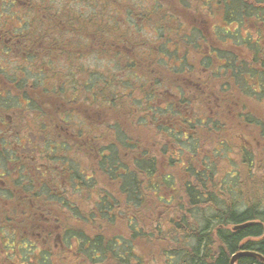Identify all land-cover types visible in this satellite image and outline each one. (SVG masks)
Listing matches in <instances>:
<instances>
[{"label": "trees", "instance_id": "16d2710c", "mask_svg": "<svg viewBox=\"0 0 264 264\" xmlns=\"http://www.w3.org/2000/svg\"><path fill=\"white\" fill-rule=\"evenodd\" d=\"M41 1L60 13L79 5L106 11L104 0ZM179 1L142 14L147 22L158 18L156 31L174 33V49L159 33L157 59L128 22L135 23L129 1L114 5L125 22L117 13L95 22L85 10L50 29L60 35L42 38L46 69L35 73L57 76L50 86L26 84L35 66L24 58V129L43 139L37 155L46 164L40 170L37 157L24 166V213H72L62 224L64 241L82 238L80 250L94 264H231L240 251L264 256V0H190L208 30L186 14L178 20ZM108 28L113 43L102 45ZM77 30L99 41L98 55L118 45L136 50L118 53L125 57L116 56V70L85 66L78 70L88 78L71 82L75 72L53 64L74 57ZM27 89L55 103L70 91L66 97L85 111L58 114L48 101H31ZM145 242L157 251L143 249ZM237 264L263 262L249 256Z\"/></svg>", "mask_w": 264, "mask_h": 264}, {"label": "flooded vegetation", "instance_id": "af4514ba", "mask_svg": "<svg viewBox=\"0 0 264 264\" xmlns=\"http://www.w3.org/2000/svg\"><path fill=\"white\" fill-rule=\"evenodd\" d=\"M108 2L101 4L107 6ZM55 8L41 0H0V264H80L82 260L94 264L80 250L82 238L64 241L62 224L74 219L72 213H24V105L28 103L24 98V58L32 57L30 63L36 68L48 55L43 51L46 38L29 31L38 30L35 21L28 19L30 25L25 29L24 12H42L44 16ZM51 18L40 21L43 30L48 24V29L60 28V19ZM41 166L40 170H46L45 163ZM14 208L17 210L12 211ZM76 219L81 224V219ZM24 245L31 247L29 252H24Z\"/></svg>", "mask_w": 264, "mask_h": 264}, {"label": "rangeland", "instance_id": "374dc122", "mask_svg": "<svg viewBox=\"0 0 264 264\" xmlns=\"http://www.w3.org/2000/svg\"><path fill=\"white\" fill-rule=\"evenodd\" d=\"M126 1H129L128 4L132 5V6H130V5L128 6V10L131 9L132 11L133 10L135 11V12H133L135 14L133 15L132 18H134L135 23L137 24V27L135 26L134 22H130V21H128V22L131 24L132 27L135 28V30L138 31V28H139V31H141L140 36L143 37L142 42H146L147 41L146 43H148V45L151 44L150 47L149 46H145V47L143 46L142 50H144L145 53H148V51H151V49L154 50L156 47H158L157 43L160 41L159 33H161V35L166 34V37H163L160 43L161 44L166 43L170 47V49H174L175 42H173V40L171 39V38L174 37V33L171 32V28L168 29V30L166 29V32L163 31V30L156 31V27H155L156 25H155L154 21L158 20V18L153 20V21H151V22H147V21H144L142 19V14L144 12L145 13L152 12L151 11L152 10L151 5L153 7L160 6V4H163L164 2L168 3L170 1L172 3L173 0H109L108 5L106 6V11H102V10L99 9V7H95L96 5L94 3L93 6L95 8H90L91 10H87V7L84 8L82 5H79V7H78L79 9H77V6H73V8H69L68 10H66V12L63 10L61 13L59 11L60 8H55L54 12H49V13H47V15H44V16H43L42 12H24V17H27V18L31 19V21H35L33 23L37 26L38 30H36L35 28H29L30 32L31 31H35V35H37V36L40 35L41 38L48 37L50 40H52L55 37H59L60 34L56 33V32H52L50 29H48L47 27L50 24L46 25L45 26V30H43L42 29V24L40 23L41 20H44L43 17L45 19H50L54 15V16H57L59 19L63 18L66 21V20H70L72 17H74L75 13H80L81 11L87 10V11H85L86 15H89V16H92V17L94 16L93 19H96L95 22H100V19L98 18L99 15H101V17H106L107 16V18H110V16H109L110 14L113 15V14H116V13L120 15L119 19L122 22H125V18L127 16L126 13H123V11H120L118 8H115V6H120V4H123ZM137 1H142V4H145V5L148 4V7H145V6H142V5L136 6L135 4H136ZM34 3H36V1H34ZM178 3H184V4H177L176 5V8L179 11H181V12H178V13H179V17L182 20L181 19H178V20L185 22V17L183 15L186 14V16L189 19L192 18V20L195 21L194 23H196L197 25H199V24L196 21L202 22V17L198 18L197 15L195 17H193L194 13H192L190 10L194 9V7H192V4H190V0H184V1L180 0ZM96 4H97V2H96ZM116 4H118V5H116ZM163 5H166V4H163ZM62 9H67V8L63 7ZM95 10H96L97 14L94 12ZM117 10H119L120 12H118ZM201 10H205V12H207V11L209 12V9H208L207 6H204ZM186 11H189L190 13H186ZM156 12H159V11H156ZM182 12H184V13H182ZM96 15H97V17H96ZM139 16H141L140 19L138 18ZM163 16H164V14L162 15V17ZM2 21H4L3 18H2ZM47 21H50V20H47ZM85 21H89V20H85ZM179 24H180V22H179ZM181 24H183V23H181ZM152 25H155V26H152ZM175 25H178V24L175 23ZM228 26L231 27L230 24ZM199 27L201 29L203 28L205 30L209 29V27H206V25L203 24V23L201 25H199ZM58 29L60 30V28H58ZM81 29L84 30L82 27H81ZM141 29H144V30L142 31ZM112 30L113 29H109L108 28V30L105 31V35H106L105 38L104 39H100V43H102V45H103V43H107V44H109L110 42L113 43V41H110V39H112V37H110V36H112L110 34V31H112ZM38 31H41V32H38ZM43 31H45L46 34H44ZM88 31H89V29L86 30V33ZM107 34H109L110 36L107 35ZM169 34H171L170 38L168 37ZM76 35L77 36L75 38H73V40L76 41L75 49L77 50V51L74 52V57H70V56L66 57L65 56L63 59H61V58L54 59V64H53V66L55 68H57L59 70H64L65 73H67L66 72L67 70L74 71L75 73L70 75L72 77L71 80H73L71 82H74L75 79H80L81 80L82 78H88L87 74L85 76V74L81 72L82 70L81 71L78 70L79 68H82V67H85V66L89 67V68H92L93 70L97 69V70H99L102 73L104 71H107V73H108L111 69L116 70L115 61H117V57L116 56L119 55L118 53H122V54L126 53L125 55H128L127 52H134L136 50V49L129 50V49H127V46L118 45L117 48L115 47L116 49H113L112 51L109 50V51H107V53H104V52L102 54L99 53V55H98L96 46L99 44V41H97V40H95V39H93L91 37L88 40L85 39V36L83 35V32H78V30H77V34ZM66 36H67V34H66ZM92 37H94V36H92ZM153 46L155 48H153ZM140 51H141V49H140ZM155 53H156V59L161 57V53H159V52L157 53L156 49H155ZM122 57H125V56H120V58H122ZM160 61H161V63H165L168 60H167V58L166 59L163 58V59H160ZM28 64L31 67H33V65L30 62ZM67 64H69V65H67ZM44 66H45V64H44ZM44 66L43 67H42V65L41 66H37L33 70V72H32L33 74L30 73V74H28L26 76V80L25 81H26L27 85L34 83V85L42 87V85H39V84H45L47 86H50V84L53 83L52 81H54V79H56L57 76L48 77V79L44 80V79H42L43 77H40L37 74H35V73H39L40 70H42V69H46V68H44ZM50 67H52V66H49V68L47 69L48 73H49ZM69 73L70 72H68V74ZM115 74H116V77H119V78H123L125 76V73L121 72V71L115 72ZM68 84L71 86L70 82H68ZM25 87H26V85H25ZM29 89H27L26 92L29 91L27 96L33 98V100H31V101H34V97H35V98H38L40 100H43V101H41V103L39 102L40 105H44V104L50 102L51 106L54 107L57 110L58 114L68 113V114H71L72 116L75 117L74 111L75 112H83V113L85 111V108L82 105L75 104V101H73V102L70 101L71 99L68 98L71 95V93H69L70 91H68V92L65 91L66 93L63 94L64 96L65 95L68 96V97L65 96V99L67 101H64L63 98H58V100L56 99L57 101L55 100L56 101V103H55L53 101V98H48V95L45 96L44 94H37V92H36L37 90L36 89H34L33 91H30ZM50 96L52 97V95H49V97ZM46 101H48V102H46ZM70 103H73V104L70 105ZM55 104H57V105L55 106ZM27 111L28 112L30 111L29 114H31V110L27 109ZM24 115L26 116L27 114H24ZM74 121H75V118H74ZM24 128H27V124H24ZM42 144H43V139L42 138L35 137V135L31 134V133H26L25 129H24V166H27L30 163V161L35 160L37 157H39L40 163H42V164L45 163V161L43 160V156L41 157V156L37 155V152H40V155H42V151H43ZM41 146H42V148H41ZM34 148L36 150H33ZM142 248L147 250L149 253H150V250L155 252L158 249L156 244L154 246L150 247V245H148V243H146V242L144 243V246H142ZM137 250H138V248H137ZM80 264H85V261L82 260Z\"/></svg>", "mask_w": 264, "mask_h": 264}, {"label": "water", "instance_id": "95a60500", "mask_svg": "<svg viewBox=\"0 0 264 264\" xmlns=\"http://www.w3.org/2000/svg\"><path fill=\"white\" fill-rule=\"evenodd\" d=\"M248 226V224H245V225H241V226H237L235 227V230L237 229H241V228H244ZM255 257L259 260H261L264 264V256L259 254V253H256V252H248V251H240V252H237L235 253L232 258H231V264H237V261L242 258V257Z\"/></svg>", "mask_w": 264, "mask_h": 264}]
</instances>
